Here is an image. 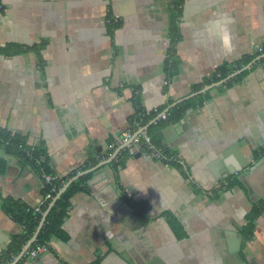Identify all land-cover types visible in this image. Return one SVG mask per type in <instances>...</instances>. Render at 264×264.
<instances>
[{
    "label": "crops",
    "instance_id": "0c3cea01",
    "mask_svg": "<svg viewBox=\"0 0 264 264\" xmlns=\"http://www.w3.org/2000/svg\"><path fill=\"white\" fill-rule=\"evenodd\" d=\"M261 46L264 0H0V128L65 183L86 176L66 238L25 264H264V170L245 177L264 156ZM223 66L243 75L210 83ZM206 92L161 130L169 156L130 152L124 132L154 135ZM46 187L35 161L0 145V258L24 232L4 200L29 208ZM127 198L148 206L147 222ZM131 212L140 228L121 223Z\"/></svg>",
    "mask_w": 264,
    "mask_h": 264
},
{
    "label": "trees",
    "instance_id": "16d2710c",
    "mask_svg": "<svg viewBox=\"0 0 264 264\" xmlns=\"http://www.w3.org/2000/svg\"><path fill=\"white\" fill-rule=\"evenodd\" d=\"M178 6H182V3H178ZM175 61V45L171 49V53L168 59V73L171 75L173 73V66ZM234 72V69L228 68L226 66L220 67L215 74V76L210 80V83L218 82L223 79H226L230 74ZM243 74H239L238 76L228 79L227 84H231L233 81L237 80ZM200 88V87H199ZM208 92L202 93L195 98L190 99L188 102L180 104L179 106L173 108L169 114L166 113V118L164 120L158 119L156 124H154V135L149 132L148 135L151 139V144L161 152L163 155H167L168 152L164 145H162V139L160 136L161 130L167 125L178 121L184 113L187 111L188 106H191L193 103L192 100H196V98H200V102L204 101V97L207 96ZM0 145L4 146L9 153L26 156L35 161L38 165V169L41 174H52L54 179L52 181H47L46 192L53 190L54 194H57L58 191L65 184V180L58 179L54 171L51 169L49 161L46 157H43V152H39L38 150H32L29 152L25 146V141L19 138L18 136L12 135L9 131L0 128ZM141 145H145L143 141ZM128 149L122 151L125 154H128ZM169 156V154L167 155ZM86 176L79 177L76 179L67 190L61 195L58 199L52 210L50 211L44 226L42 227L37 240L32 244L29 250L35 248L39 244H48L51 238L55 235L66 238V235L63 232L62 225L68 215L69 208L72 204L73 195L81 188L82 183L84 182ZM45 178V176H44ZM45 192V193H46ZM128 199V198H127ZM131 204L136 207L138 211V215L143 220V222L148 221V206L144 203H135L128 199ZM3 207L13 218L23 224L24 232L15 236L12 244L10 245L6 255L0 258V264H9L13 262L14 258L17 257L22 251L24 245L28 242V240L33 236L36 232L40 221L42 219V214L38 212H34L30 210L28 206L23 205L19 201L13 200H4ZM47 208V207H46ZM263 207L261 205H257L252 210V214L249 215L248 221L244 226V234L248 237L253 235L255 230V221L257 216L260 214ZM29 255V252H26L22 258L17 262V264H25L26 258Z\"/></svg>",
    "mask_w": 264,
    "mask_h": 264
},
{
    "label": "water",
    "instance_id": "95a60500",
    "mask_svg": "<svg viewBox=\"0 0 264 264\" xmlns=\"http://www.w3.org/2000/svg\"><path fill=\"white\" fill-rule=\"evenodd\" d=\"M239 72H234V73H232V74H230L225 80H227V79H230V78H232L233 76H235V75H237ZM204 91V90H203ZM185 119L186 120H188V117H185ZM183 122V121H182ZM123 148V147H122ZM122 148H120V150L119 151H121L122 150ZM117 153H118V151H117ZM116 153V154H117ZM115 154V155H116ZM113 157H115V156H113ZM112 157V158H113ZM111 160H113V159H110V160H106L105 162H104V164L105 163H109ZM263 169L264 170V156H262L259 160H257L251 167H249L248 169H247V174H246V178L248 179V173H256L258 170H260V169ZM81 175H75V176H73L71 179H69L64 185H63V187L58 191V193H57V195H56V197L52 200V202L48 205V207H47V209L45 210V212L43 213V215H42V219H41V221H40V224H39V226H38V228H37V230H36V232L33 234V236L28 240V242L24 245V247H23V249H22V251L20 252V254L17 256V258L13 261V262H11L10 264H17V262L22 258V256L27 252V250L32 246V244L37 240V237H38V235H39V233H40V231H41V229H42V227L44 226V224H45V221H46V219H47V217H48V215H49V213H50V211L52 210V208L54 207V205L56 204V202L58 201V199L61 197V195L67 190V188L77 179V178H79ZM249 180V179H248ZM99 180H98V178H93L92 180H90L89 181V185L91 186V185H93V184H95L96 182H98ZM261 195V194H260ZM262 197L264 198V194H262ZM132 216H129V218L126 216V218H125V216L123 217V218H121V223L123 224V226H124V228H125V226H128L129 228H131V229H136V227H133L132 225H130L129 223H128V220L131 218V217H134V219L135 220H137V218L133 215V213L131 212L130 213ZM137 222H138V220H137ZM138 226V228H140L141 227V224L138 222V224H137ZM124 230V229H123ZM238 238V241H241L242 239H241V237H239V236H237ZM140 264H165L164 263V261L160 258V257H156V258H154V259H152V260H150V261H145V260H142L141 262H140Z\"/></svg>",
    "mask_w": 264,
    "mask_h": 264
},
{
    "label": "built area",
    "instance_id": "2783aa9c",
    "mask_svg": "<svg viewBox=\"0 0 264 264\" xmlns=\"http://www.w3.org/2000/svg\"><path fill=\"white\" fill-rule=\"evenodd\" d=\"M260 51H264V47L261 46L259 47ZM164 117H166V114H163ZM123 140L127 141V144L130 145L129 149L131 153L135 152V148L133 147V145H139L141 144V142L143 141V143H147L150 147L154 148V146L151 144V139L150 136L146 134V136L144 138H142L140 135L138 134H134V132L132 131H127L124 132L123 134ZM156 155L158 157H162L163 154H161V152H156ZM45 178L47 181H52L54 179V176L52 174H44ZM54 191L50 190L48 192H46L39 200V202L35 205H33L32 207H29L30 210H33L34 212H38L43 214L45 211V208L50 204V201L54 198ZM49 248L48 244H39L37 245L35 248L31 249V250H27V252H29V257H37L38 254L42 251H46Z\"/></svg>",
    "mask_w": 264,
    "mask_h": 264
}]
</instances>
